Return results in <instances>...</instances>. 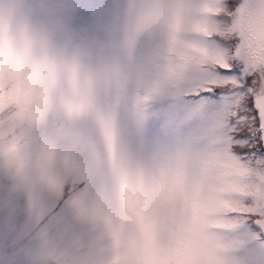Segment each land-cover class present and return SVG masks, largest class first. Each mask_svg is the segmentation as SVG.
I'll list each match as a JSON object with an SVG mask.
<instances>
[{
    "label": "clouds",
    "instance_id": "clouds-1",
    "mask_svg": "<svg viewBox=\"0 0 264 264\" xmlns=\"http://www.w3.org/2000/svg\"><path fill=\"white\" fill-rule=\"evenodd\" d=\"M223 2L112 0L114 14L93 9L103 38L58 42L64 0H0V231L12 234L0 247V264H149L150 221L166 214L175 223L184 208L174 188L121 165L130 133L113 113L131 92L133 129L159 121L174 159L191 154L209 128L181 91L187 35L251 34L264 49V21L239 15L223 25ZM36 13L50 23H34ZM108 94L113 102L102 109L100 97ZM82 117L90 123L81 126ZM45 121L51 133L40 130ZM194 121L196 134H182ZM255 176L252 200L240 203L264 220V170ZM53 196L63 198L65 215L41 221L35 209ZM74 225L89 227L80 233Z\"/></svg>",
    "mask_w": 264,
    "mask_h": 264
},
{
    "label": "snow or ice",
    "instance_id": "snow-or-ice-1",
    "mask_svg": "<svg viewBox=\"0 0 264 264\" xmlns=\"http://www.w3.org/2000/svg\"><path fill=\"white\" fill-rule=\"evenodd\" d=\"M226 10L264 21V0H238L235 6L226 0ZM186 40L181 91L204 113L209 133L183 161L174 159L166 140L149 154L120 153L119 160L174 188L184 208L175 223L166 214L150 221L149 264H240L233 253L246 232L264 238L261 213L240 203L250 197L251 174L264 170V49L238 38L213 39L207 30Z\"/></svg>",
    "mask_w": 264,
    "mask_h": 264
},
{
    "label": "rangeland",
    "instance_id": "rangeland-1",
    "mask_svg": "<svg viewBox=\"0 0 264 264\" xmlns=\"http://www.w3.org/2000/svg\"><path fill=\"white\" fill-rule=\"evenodd\" d=\"M243 3L244 0H241ZM238 0H231V5L235 6ZM93 9L102 11L104 14H114L116 6L112 0H64V7L59 13L60 26L57 29L56 39L58 42L65 41L69 38L79 40L81 38H88L93 35L103 38V33L99 29L96 17L93 15ZM244 15L253 21H259L251 14L243 11L226 10V0L223 5L219 7V20L223 25L232 23V18L235 16ZM226 17V18H225ZM32 20L34 23L49 24L50 18L43 13H36L33 15ZM209 35L213 38L228 39L238 38L241 42L251 41L257 44L255 37L249 34L247 37L238 35L236 32L218 31L212 33L208 31ZM113 102L111 94L102 95L99 100V105L102 109H110ZM133 103V94L129 92L124 96L113 113L115 123L130 133L128 137L127 146H121L120 152L135 156L138 152L141 155L149 154L162 140H166L169 144H173L170 135H164L159 127V121L153 120L146 124L141 130L136 131L131 124V108ZM228 115V110L225 109V116ZM81 126H86L90 123L89 117H82L79 121ZM199 121H194L192 124L185 126L181 131L184 135H195ZM40 130L46 134L51 133L52 125L50 121H45L41 124ZM254 171L249 180L248 192L250 197L244 202H250L253 198L251 190L252 183L256 180ZM6 191L5 188H0V194ZM246 204V203H244ZM66 209L62 197H50L43 201L36 209L35 214L41 221H46L49 218L59 219L65 215ZM89 226L74 225V230L84 233L88 230ZM12 239V234L0 231V247L7 248ZM235 258L240 261V264H264V238L257 239L251 230H248L242 239L241 245L234 250ZM17 264H27V261L19 259Z\"/></svg>",
    "mask_w": 264,
    "mask_h": 264
}]
</instances>
